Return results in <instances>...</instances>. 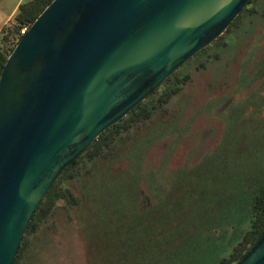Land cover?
Instances as JSON below:
<instances>
[{
  "label": "rangeland",
  "instance_id": "374dc122",
  "mask_svg": "<svg viewBox=\"0 0 264 264\" xmlns=\"http://www.w3.org/2000/svg\"><path fill=\"white\" fill-rule=\"evenodd\" d=\"M145 104L148 121L70 170L75 201L27 236L25 264H215L241 242L264 187V0Z\"/></svg>",
  "mask_w": 264,
  "mask_h": 264
},
{
  "label": "water",
  "instance_id": "95a60500",
  "mask_svg": "<svg viewBox=\"0 0 264 264\" xmlns=\"http://www.w3.org/2000/svg\"><path fill=\"white\" fill-rule=\"evenodd\" d=\"M249 0H53L0 75V264L65 169ZM237 264H264V232Z\"/></svg>",
  "mask_w": 264,
  "mask_h": 264
},
{
  "label": "trees",
  "instance_id": "16d2710c",
  "mask_svg": "<svg viewBox=\"0 0 264 264\" xmlns=\"http://www.w3.org/2000/svg\"><path fill=\"white\" fill-rule=\"evenodd\" d=\"M53 0H29L19 5L17 14L14 16L12 22L4 26L0 32V75L2 69L6 63L9 54L12 52L18 41L23 37L20 35V30L24 27L29 28L30 25L37 19L40 13L52 2ZM253 0H249L246 7L251 4ZM246 7L240 13V15L233 21L228 29H230L240 16L245 11ZM219 39H222V36ZM207 49V48H206ZM206 49L200 51L204 52ZM198 53V54H199ZM197 54V55H198ZM173 78H176V73L169 77L163 84H167ZM188 78L178 81L173 88L162 94L159 99L162 103H167L172 96L179 92L181 85H183ZM162 84V85H163ZM160 88V87H159ZM159 88L156 90L158 92ZM155 92V93H156ZM153 93V94H155ZM152 94V95H153ZM148 99V98H147ZM146 99V100H147ZM145 100V101H146ZM145 101L136 106L125 118L119 121L114 126L108 128L103 132L98 139L91 144L86 151L79 156L74 162H72L65 171L60 175L55 184L51 187L44 199L38 206L35 214L32 217L30 224L26 230L23 240L18 248L17 256L13 264H25L28 253L30 251V243L28 242L27 236L36 234L44 222L49 216H51L53 209L58 201H67L74 203L75 198L68 189H64L62 186L63 181L69 177V172L80 164V161L84 157H88L90 161L96 159L99 151L106 149L111 145L117 136H120L123 132L129 130L139 123L148 121L153 110L146 106ZM253 216L250 223V228L246 232L241 242L233 249L228 257L219 260L215 264H237L242 258L250 251V249L260 239L264 232V187H261L252 202Z\"/></svg>",
  "mask_w": 264,
  "mask_h": 264
},
{
  "label": "crops",
  "instance_id": "0c3cea01",
  "mask_svg": "<svg viewBox=\"0 0 264 264\" xmlns=\"http://www.w3.org/2000/svg\"><path fill=\"white\" fill-rule=\"evenodd\" d=\"M7 1L8 0H0V10ZM24 2V0H16L10 12H0V32L4 26L12 22L14 16L17 14L19 5Z\"/></svg>",
  "mask_w": 264,
  "mask_h": 264
},
{
  "label": "built area",
  "instance_id": "2783aa9c",
  "mask_svg": "<svg viewBox=\"0 0 264 264\" xmlns=\"http://www.w3.org/2000/svg\"><path fill=\"white\" fill-rule=\"evenodd\" d=\"M27 30H28L27 27L22 28V29L20 30V35H21V36H24V35L26 34Z\"/></svg>",
  "mask_w": 264,
  "mask_h": 264
}]
</instances>
